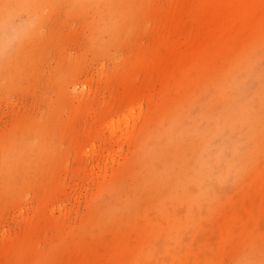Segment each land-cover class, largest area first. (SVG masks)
I'll list each match as a JSON object with an SVG mask.
<instances>
[{"label":"rangeland","instance_id":"obj_1","mask_svg":"<svg viewBox=\"0 0 264 264\" xmlns=\"http://www.w3.org/2000/svg\"><path fill=\"white\" fill-rule=\"evenodd\" d=\"M263 85L264 0H0V264H264Z\"/></svg>","mask_w":264,"mask_h":264},{"label":"bare ground","instance_id":"obj_2","mask_svg":"<svg viewBox=\"0 0 264 264\" xmlns=\"http://www.w3.org/2000/svg\"><path fill=\"white\" fill-rule=\"evenodd\" d=\"M263 87H264V85H263ZM262 105H263V103L257 104L256 102H254L253 105L248 107V109L245 112H243L244 114L242 113V116H241V113L239 111L233 112V114H232L233 123H232L231 127L234 129L236 126H238V127L244 126L245 127L244 131H246V132H245V137L238 136L237 138L234 139L232 153H231V154H233L232 155L233 158L227 160V165L225 166V168L221 164H223L224 160H226V158L228 156V152H229V151H227L228 150L227 139H226V137H224L225 129L229 126V124L226 126H222L219 124L218 127L215 124V126L217 128L216 136H220V138H219V142H217L215 140V142H216L215 143V152L211 153L210 149H209L208 154H215V169L217 168V172L220 174L219 178L228 176V174L231 173L234 169H238V168L241 169L242 162H243L241 159V154L244 153V151L242 149L245 148V150L249 151L250 147L252 146L253 141L256 143L259 140V136L256 139H254V136H256L257 134L256 135L250 134L249 131H251L253 128L256 127L254 125L256 123V120H259V122H260V119H261V116L263 113V111H260V110H263L262 108H264V106H262ZM237 110H238V108H237ZM227 123H230V120H228ZM257 127H258V124H257ZM214 137H215V133L212 135V139H214ZM256 145H259V143H257ZM208 163H210L209 164L210 166H213V163L211 161H209ZM224 172L227 175L221 176ZM190 174H191V172H190ZM164 204H165V202H164Z\"/></svg>","mask_w":264,"mask_h":264}]
</instances>
